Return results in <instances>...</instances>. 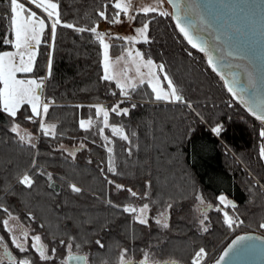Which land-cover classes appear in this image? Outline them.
Instances as JSON below:
<instances>
[{
  "label": "trees",
  "instance_id": "obj_1",
  "mask_svg": "<svg viewBox=\"0 0 264 264\" xmlns=\"http://www.w3.org/2000/svg\"><path fill=\"white\" fill-rule=\"evenodd\" d=\"M103 2L62 0L64 18L78 27H87L95 19V8ZM4 6L0 3V8ZM144 20V16L139 15L133 23L142 25ZM150 38L151 43H140L139 49L155 62L166 64L169 73L185 90L184 94L198 105L196 111L205 119L199 120L182 104L154 102L150 99L151 90L147 84H137L135 91L129 89L131 103L138 105L130 116L110 115V124H124L128 132L136 133L133 139L139 149H134L133 157L128 160L123 151L127 143L116 138L113 159L118 164L119 174H109V179L142 193L144 179L151 175L150 200L155 203L150 204L148 225L133 223L129 214L108 208L105 203L111 198L121 206L132 204L138 207L149 200H133L127 193L110 190L98 171V166H106L108 159L104 148L100 147L103 139L98 134V126L103 125L97 121L95 110L88 105L99 102L111 106L121 97L114 81L99 80L102 75L100 48L92 34L58 29L52 78L43 91L45 97L55 102L47 118L48 124L57 126L55 137L42 136L38 124L24 120L27 113L22 110L15 122L37 135L34 143L38 148L29 151L26 146L16 143L18 136L8 131L11 125L8 118L0 115V197L26 228L28 236L40 233L50 248L57 247L52 243L54 232L57 241L65 238L64 231L59 230L62 221H57L56 217H72L67 231L77 237L76 243L80 247L73 246L71 251L86 255L87 264H119L123 248L128 249L126 259L131 261L139 262L144 251L148 250L149 264L152 260L172 259L183 264L190 259L193 248L199 246L206 247L211 257L207 264H212L233 237L254 232L264 235V230L257 227L264 222V190L255 183L258 180L264 184V162L258 159L261 122L238 99H233L223 81L206 63L205 54L192 49L177 35L170 18L157 16L150 25ZM111 44L115 45L111 48L113 55L123 52L126 47L125 42L119 40ZM48 51L47 47L41 46L37 75H44ZM188 52L192 55L189 56ZM110 91H116L117 95H110ZM89 116L93 126L88 131L80 129L79 119L87 120ZM217 123L225 129L220 136L210 131ZM105 135L112 136L110 128L105 130ZM82 142L85 150L78 152L75 158L69 156L68 153L80 148ZM61 145L67 150L63 154L58 150ZM33 156L37 157L45 174L52 172L57 177L56 192H60L62 186L65 188L61 195L49 198L45 177H37L38 183L32 192L15 184L17 170L28 167ZM149 156L151 170L142 167ZM89 159L92 164L87 163ZM9 161L15 163L14 168L7 167ZM64 179L81 186L83 195L74 197L68 193L66 185H62ZM13 185L15 195L4 196L2 189ZM198 192L211 202L208 209L210 228L206 233L198 230L195 211ZM220 195L227 198L224 206L217 201ZM231 201L235 203V209ZM57 203L66 207L59 211L55 207ZM168 204L173 207L166 210ZM165 211L167 229L153 219ZM223 211L238 216L244 223L234 231L228 229L223 224ZM28 212L36 215L35 223L27 219ZM6 217L0 212V231L8 239V232L1 224ZM42 223L47 226L44 230L39 228ZM97 239L102 241L103 248L95 244ZM66 254L61 248L60 258Z\"/></svg>",
  "mask_w": 264,
  "mask_h": 264
},
{
  "label": "snow or ice",
  "instance_id": "obj_2",
  "mask_svg": "<svg viewBox=\"0 0 264 264\" xmlns=\"http://www.w3.org/2000/svg\"><path fill=\"white\" fill-rule=\"evenodd\" d=\"M0 3L5 5L3 8H0V27L3 28V31L0 32V115L8 118V122L11 124V128L8 129L10 133L15 134L18 132L19 124L15 121L18 118V114H22L23 110V112L27 113L24 115V120L34 125L38 124L39 132L42 136H56L54 130L57 126L47 123L50 107L55 102L45 97L43 91L47 82L52 78L58 29H71L79 33L89 32L94 36L100 48L99 64L102 68V75H100L99 80L108 83L115 81L116 88L119 89V96L121 97L111 106L103 105L99 102L88 105L90 109L95 110L97 121L103 125L98 126V134L103 139L100 147L104 148L108 159L106 166H98V171L110 190L114 189L117 193H127L133 200H149V203H143L140 207L133 206L132 204L121 206L114 203L111 198L105 201L108 208L129 214L133 223L140 225L149 224L151 217L147 213L151 211L150 204L155 203L150 200L151 193L149 191L153 186V181L149 174L144 179V191L141 193L131 187H126L122 183H117L115 179H109V174L114 176L119 174L118 164L113 159L115 139L118 138L127 143V147L123 151L126 153L128 160H131L133 157L134 149H139V145L133 139L136 133L128 132L126 130L127 126L124 124H110V115L128 117L138 107L136 103H131V93L129 91V89L135 91L138 85L130 82L122 83L111 71L113 60L110 50L115 45L109 43L110 40H119L128 45L124 47L121 55L115 59L116 61L125 60V63L130 61L136 65L139 84H147L150 88V99L154 102L182 104L195 117L203 121L205 118L202 113L196 111L198 105H195L184 94L185 90L179 87L178 81L169 73L166 64L161 62L157 65L149 54L133 47L137 43H151L150 25L157 16L170 18L177 35L183 41H186L192 49L205 54L206 63L211 71L223 81L224 87L231 93L233 99H239L241 103H244L251 115L260 121L261 125H264V100L250 105L241 94L252 86V73L247 69L244 70L243 77L247 81V84L241 87L238 92L236 88L238 83L236 79L237 74L233 73V79L231 80L225 76L224 72L220 70L218 62L214 60L209 51L208 39L202 35L203 20L208 19V23L211 24L214 17L209 18L212 17V14L208 9L205 8L201 11L200 7L194 3V0H188L187 5L182 10L179 0H155L153 4L139 7L137 6L138 0H104L103 3L98 4L95 8L93 13L95 19L87 27H78L74 23L67 22L62 11V0H0ZM165 4L170 5L172 11H168L165 8ZM139 15H143L145 20L140 27L132 29L135 33L134 35H121L111 31L105 32L99 30V21H104L109 25H119L126 20L135 21ZM137 36H142L143 40L138 41ZM215 38L218 39L219 37ZM42 45L49 49L47 64L44 66V75H37L40 67L38 57L41 55L40 49ZM188 55L191 56L192 53L188 52ZM222 59L223 57H221ZM141 68L147 69V73L141 72ZM110 95L116 96L117 92L110 91ZM124 104H129V106L124 107ZM76 107L81 108L83 105H77ZM229 107H231V104H229ZM78 126L80 129L88 131L93 126L92 117L89 116L87 120L83 118L79 119ZM108 128L111 129V137L105 135V130ZM224 130L223 125L220 123H217L210 129L216 136H220ZM258 135L261 140L258 149V159L264 162V126L259 129ZM32 141L33 138L30 135L27 141H25L23 136H19L16 143L26 146L31 151L38 148V145ZM92 143L95 144V140ZM58 150L62 154L67 151L62 145ZM83 150H85L84 142L81 143L80 148L68 153V155L75 158L77 153ZM87 163L92 164L93 161L89 159ZM101 164H105L103 159L101 160ZM7 167L12 169L15 167V163L9 161ZM142 167L151 170L152 160L150 156L143 163ZM37 177H45L49 190V198L59 196L65 191V188L62 186L61 191L56 192L57 185L55 180L57 177L52 172L45 174V171L40 169L37 157L35 156L31 157V164L28 167L24 170H17L15 184L21 186L22 190L32 192L37 186ZM255 183L257 187L264 190V184H261L258 180ZM62 185H66L67 192L73 194L74 197H79L84 193V189L81 186L68 179H64ZM13 187L14 185L2 189L4 196L15 195ZM95 198L98 199L99 197ZM196 199L201 204L204 203L200 196H197ZM218 199L221 204L225 203L223 195L219 196ZM55 207L57 210L62 211L66 205L57 203ZM172 207L173 204H168L166 210ZM208 207H211V205H208ZM232 208L235 209L236 205L232 204ZM0 212L6 214L9 218L4 219L2 224L4 231L9 233L12 247L16 251L15 255L7 252L8 264H56L58 260L59 264H68V261L73 258L71 251L73 246L76 248L80 247L76 243L77 237L70 235L67 231L68 222L72 220L70 216L65 215L63 218L56 217L57 221H62L59 230L64 231L65 238H60L57 241L56 233L54 232L52 234V243L57 244V247L50 248L43 242V237L40 233H35L31 237L28 236V233H24L21 237H17L13 233V230L9 227V220L15 219V217L12 216L9 206L3 202V197H0ZM159 215L161 217L164 216V212L159 213ZM27 219L35 223L37 217L34 213L28 212ZM208 221V215L206 213L203 214V218L199 219L198 222V230L200 232L206 233L209 231L210 224ZM155 223L165 229L169 227L168 223L162 224L160 219H156ZM243 223L244 221L238 216L230 215L228 211H223V224L228 229L235 230ZM46 227L43 223L39 225V228L42 230L46 229ZM257 227L264 230V222L259 223ZM0 241H4V236L0 235ZM257 241L260 243H257ZM95 244L100 248L104 247L100 239H97ZM61 248L67 252V255L63 258L59 256ZM258 248H264V235H237L224 248L219 257L214 260V264H232L234 259L243 254L255 252ZM127 255L128 249H121L119 264H149L151 259L148 250L144 251V256L139 262L126 259ZM78 259L84 260L85 264H87L86 256H80ZM208 259H211V257L206 247L199 246L193 248V251L190 253V259L185 260L183 264H207ZM0 264H3L2 260H0ZM151 264H181V261L176 259L164 261L152 260Z\"/></svg>",
  "mask_w": 264,
  "mask_h": 264
},
{
  "label": "water",
  "instance_id": "obj_3",
  "mask_svg": "<svg viewBox=\"0 0 264 264\" xmlns=\"http://www.w3.org/2000/svg\"><path fill=\"white\" fill-rule=\"evenodd\" d=\"M187 3L188 0H179L181 10ZM194 3L201 11L207 8L212 14L209 18L214 17L211 24L208 19L203 20L202 35L208 39L209 51L220 70L229 80L233 79V73L237 74L238 92L247 84L243 77L244 70L250 71L253 84L241 94L250 105L264 100V0H194ZM244 234L262 236L257 233ZM234 238L225 244L219 255ZM72 254L73 258L68 264H85L84 260L78 259L84 254ZM232 264H264V248L243 254Z\"/></svg>",
  "mask_w": 264,
  "mask_h": 264
},
{
  "label": "rangeland",
  "instance_id": "obj_4",
  "mask_svg": "<svg viewBox=\"0 0 264 264\" xmlns=\"http://www.w3.org/2000/svg\"><path fill=\"white\" fill-rule=\"evenodd\" d=\"M153 3H155V0H138L137 6L139 7V6H143V5H147V4H153ZM165 8L168 11H172L171 6L168 5V4H165ZM140 26L141 25L134 24L133 21H131V20H126L124 23L119 24V25H109L106 22H101V23H99V30L100 31H105V32L111 31L113 33H119L121 35H134L135 33L132 31V29L133 28H138ZM137 40L138 41H142L143 40V37L142 36H137ZM113 41L114 40H110L109 43H112ZM139 44L140 43H137L133 47L136 48V49H139ZM126 46H128V45H126ZM121 53H119L118 55H113L111 53V50H110V54H111L112 60H113V66H112L111 71L120 79V81L122 83H129L130 82V83L139 84V76H138V74L136 72V65H134L130 61L127 62V63H125V60L116 61L115 58L118 57V56H120ZM155 63L157 65L159 64L157 62H155ZM141 72H143V73L146 74L147 73V69L141 68ZM145 78H146V76H145ZM17 124H19V123H17ZM262 126H264V125H262ZM10 128H11V125H10ZM15 134L18 137L19 136H23L25 138V141L28 140L29 135H30L33 138V141H32L33 143L36 141V138H37V135L29 132V130L23 128L20 124H19L18 132L15 133ZM197 196H200L203 199V201H204V203L201 204L200 201L197 200L196 205H195L196 219H197V222H199V219H202L203 218V214L206 213L208 215V209L210 208V207H208V205H210L211 202L206 201L202 197V194L199 193V192H198ZM217 201L220 203V201H219L218 198H217ZM218 202H216V203H218ZM226 203H227V198L225 197V203L224 204H226ZM214 204L215 203H212V205H214ZM224 204H221V205L224 206ZM140 206H142V204ZM140 206H138V207H140ZM147 215H148V213H147ZM166 215H167V211L164 212V216L161 217L158 214L157 216L153 217V219L154 220L160 219L162 224L163 223H168V218H167ZM12 216L15 217V219H10L9 220V227L13 230V233L17 237H21L24 234L23 229H26V228L19 222V220L17 219L16 215H13L12 214ZM4 219H9V218L6 217ZM1 224H2V222H1ZM2 226H3V224H2ZM0 235L4 236L1 233V231H0ZM29 237H31V236H29ZM2 244L5 245L6 247H9L11 249V252L12 253H15L16 254V251L12 247L10 235L8 233V239L4 236V241H0V260H2L3 261V264H4L8 260H7L6 257H4V256L2 257L1 256L2 255V250H1V245Z\"/></svg>",
  "mask_w": 264,
  "mask_h": 264
},
{
  "label": "flooded vegetation",
  "instance_id": "obj_5",
  "mask_svg": "<svg viewBox=\"0 0 264 264\" xmlns=\"http://www.w3.org/2000/svg\"><path fill=\"white\" fill-rule=\"evenodd\" d=\"M239 100V99H238ZM243 104V103H242ZM24 233H27L25 229H23ZM1 250H2V257H6L7 258V252H11V249L9 247H6L5 245H1ZM12 253V252H11ZM74 253V252H72ZM12 255H15V253H12ZM67 255V254H66ZM86 256V255H85ZM87 257V256H86ZM8 260V259H7Z\"/></svg>",
  "mask_w": 264,
  "mask_h": 264
},
{
  "label": "built area",
  "instance_id": "obj_6",
  "mask_svg": "<svg viewBox=\"0 0 264 264\" xmlns=\"http://www.w3.org/2000/svg\"><path fill=\"white\" fill-rule=\"evenodd\" d=\"M257 234H261V233H257ZM263 235V234H262Z\"/></svg>",
  "mask_w": 264,
  "mask_h": 264
}]
</instances>
